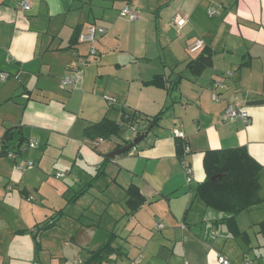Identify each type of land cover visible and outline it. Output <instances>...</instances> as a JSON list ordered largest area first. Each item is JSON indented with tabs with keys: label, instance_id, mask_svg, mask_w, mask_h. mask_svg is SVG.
Segmentation results:
<instances>
[{
	"label": "crops",
	"instance_id": "obj_1",
	"mask_svg": "<svg viewBox=\"0 0 264 264\" xmlns=\"http://www.w3.org/2000/svg\"><path fill=\"white\" fill-rule=\"evenodd\" d=\"M23 1L31 8L24 9ZM100 1L107 0H0V264H82L108 240L115 251L104 264H221L220 255L236 264H264V0H126L123 7L139 11L136 41L144 50L131 58L146 62L121 61L107 46L103 37L116 26L92 22L81 10L88 4L94 14ZM179 18L183 26L176 24ZM91 25L107 31L98 38L100 58L89 68L92 56H99L98 40L94 54L80 36ZM74 33L77 43L70 47ZM198 39L204 45L192 50ZM151 46L154 55L147 52ZM202 53L212 54V65L197 74L190 63ZM109 57L117 59L106 69ZM2 72L9 77L2 79ZM157 74L166 86L146 83ZM67 75L76 78L68 95ZM215 78L227 83L219 100L211 93ZM105 95L115 96L116 105L109 106ZM230 103L247 111L250 121L223 120ZM123 110L163 115L142 141L112 159L108 154L118 145L141 134L123 122L120 135L99 141L84 129L105 116L121 122ZM10 128V151L21 137L23 145L36 139L38 146L17 159L2 154ZM175 128L187 141L190 181ZM236 147L262 164L263 201L236 216L246 238L233 236L227 213L197 196L206 179L205 152ZM26 160L35 166L23 171L17 163ZM103 164L105 173L69 202ZM51 168L65 173L61 181L50 178ZM131 185L144 197L136 209L127 193ZM60 199L65 204L56 208ZM60 209L56 224L42 229ZM157 222L165 227L158 229Z\"/></svg>",
	"mask_w": 264,
	"mask_h": 264
},
{
	"label": "trees",
	"instance_id": "obj_2",
	"mask_svg": "<svg viewBox=\"0 0 264 264\" xmlns=\"http://www.w3.org/2000/svg\"><path fill=\"white\" fill-rule=\"evenodd\" d=\"M77 34L70 39V47L77 43ZM190 64L193 65L192 70L199 74L206 67L212 65V54L202 53ZM147 84L166 86L164 77L160 74L155 75ZM163 111L153 116H144L140 112H126L123 110L122 121L117 122L107 116L100 121L88 125L84 132L86 136L92 139H109L113 135H120L123 130V122L130 126L134 125L138 128L139 134H147L148 131L158 124L162 118ZM149 122H142L146 120ZM140 124H145L144 127ZM12 139V128L8 129L3 136L2 154H7L9 150V141ZM24 138L19 139L17 147H21ZM130 140H125L124 144H128ZM118 145L117 147L122 146ZM187 141L184 138H177V153L180 159L186 156ZM204 167L206 171V179L197 186V196H199L209 207L218 211L227 213L225 218L230 232L233 236L242 238L247 237V233L239 229L236 216L243 210L249 209L262 203L260 196V174L262 164L255 160L249 152L242 147L227 149H211L207 150L204 155ZM105 173L104 164L98 173L80 190L76 191L70 198L69 202L76 201L81 197L97 180L100 175ZM213 177H215L213 179ZM129 202L132 209H136L144 202V197L135 185H131L127 189ZM63 209L58 210L55 215L51 216L42 226V229H48L56 224L58 216ZM261 231H264V221L260 223ZM115 248L111 244V240L105 242L102 246L95 250H91V256L85 259L82 264H104L110 261V256L114 253Z\"/></svg>",
	"mask_w": 264,
	"mask_h": 264
},
{
	"label": "built area",
	"instance_id": "obj_3",
	"mask_svg": "<svg viewBox=\"0 0 264 264\" xmlns=\"http://www.w3.org/2000/svg\"><path fill=\"white\" fill-rule=\"evenodd\" d=\"M22 7L24 9H27V10L31 8V6H30L28 1H23L22 2ZM215 13H216V9L215 8H211L210 14L213 15ZM121 15L129 18L130 20H137V19L140 18L139 11L137 9H134V8L130 7L129 5H126V6H124L122 8ZM176 24L178 26H183L185 24V19L184 18H179L176 21ZM106 31H107L106 28L103 27V26L91 25L85 33L81 34L80 40L82 42L91 43L92 44V51L91 52L95 54L96 53V49H95L94 44L96 43V41L98 40V38L101 35L106 33ZM204 43L205 42H204L203 39H198L191 45V48H192V50H195L196 48L203 46ZM77 61L81 65L86 64V60L85 59L78 58ZM232 75H233V71H228L227 72V76L231 77ZM8 77H9L8 73H5V72L1 73V78L2 79H7ZM75 82H76V78L71 76V75H67V76H65L63 78V84L66 87L74 86ZM226 88H227V83L225 82L224 79L215 78L213 80L212 84H211L212 98L214 100H219L221 92L226 90ZM105 99L107 100L109 106H115L117 101H118L117 98L115 96H112V95H105ZM238 117H241L246 122H249L250 119H251L250 114L247 111L238 109L232 103L228 104L226 106V108L224 109L223 113H222V118L225 121H227V120H235ZM131 128L136 133H138L137 126H134V125L132 126L131 125ZM173 132H174L176 137H180V138H184L185 137L184 133L179 128H175L173 130ZM98 140L99 141L103 140V138H99ZM36 146H38L37 140L36 139H31V140L28 141V143H26L25 145H22L17 150L9 151L8 155L11 158H13V159H17L20 156V154L26 150L27 147H36ZM186 149H187L186 150V154H187L188 153V148L186 147ZM183 163H184V167H185L186 176H187L188 180L190 181V180H192V168L190 167L189 164H187L185 162V159H183ZM17 166H18L19 169L25 171L27 169H32L35 166V162L32 161V160L20 161V162L17 163ZM56 175L58 177H63V176H65V173L64 172H57ZM164 227H165V224L163 222H157V228L158 229H162ZM219 262L221 264H236V263H233L228 258H226V257H224L222 255L219 256ZM238 264H255V262L253 260L246 259L243 262L238 263Z\"/></svg>",
	"mask_w": 264,
	"mask_h": 264
},
{
	"label": "rangeland",
	"instance_id": "obj_4",
	"mask_svg": "<svg viewBox=\"0 0 264 264\" xmlns=\"http://www.w3.org/2000/svg\"><path fill=\"white\" fill-rule=\"evenodd\" d=\"M126 0H107L105 2H101V4H98V6H94L93 7V13H91L90 11V5L88 4H81L83 6V13H85V15L87 16V14L89 13V18L90 21L94 22V20L96 19L97 22H100L103 20V22H108L110 25H115V32L112 30H109L107 32V36L105 35L103 38L105 39L107 37V46L111 49H113L114 52L118 53L120 55L121 61L122 59H125L126 61H130L131 59H135V61L140 60L142 62H146V59L142 58H135V56L133 58H131L132 54L133 55H140L142 53H144V50L141 48V42L140 40H138V42L136 41V35L139 29L140 30V26L136 24V22H138L137 20H130L129 18L122 16L121 15V10L123 5L125 4ZM104 4V5H103ZM91 13V14H90ZM140 20V19H138ZM88 23V22H87ZM150 29V26L148 27ZM149 35V34H148ZM144 38H148L147 36H144ZM152 38V37H151ZM102 40V43H106L105 40ZM150 39V36L149 38ZM154 42V41H153ZM89 51L91 50V46L90 44H87ZM105 45V44H104ZM97 48H98V54L99 56H92L91 58V64L89 65V68H91L92 66H94L97 63L98 58H100V53L99 50L102 48V46H100V42L99 40L97 41L96 44ZM101 47V48H100ZM154 47L157 50V43H154ZM153 47H149V51H147L149 53V55H154L155 52H153ZM97 54V55H98ZM117 58L115 57H109L106 60L107 62V66H105L106 69H109L112 65H114L115 61ZM130 59V60H129ZM88 68V67H87ZM90 85H92V83H89ZM71 89V87H67V88H63V93L68 95L69 94V90ZM107 102V101H106ZM72 104L75 106H78L79 104V100L78 98H74L72 100ZM108 104V102H107ZM74 107V106H73ZM124 131L125 133H132L129 128L125 125L124 126ZM38 168V166L36 167V169ZM35 169V170H36ZM52 174L50 176L54 178V180H58L61 181L62 177H55L57 175H55V173H57L56 168H51ZM29 173V172H27ZM72 191L68 192L66 194V196L70 195ZM65 199V198H62ZM65 204V202L61 199L60 201H58V204L56 206V208H61L63 205ZM264 252V250H263ZM159 264H163V263H159Z\"/></svg>",
	"mask_w": 264,
	"mask_h": 264
},
{
	"label": "water",
	"instance_id": "obj_5",
	"mask_svg": "<svg viewBox=\"0 0 264 264\" xmlns=\"http://www.w3.org/2000/svg\"><path fill=\"white\" fill-rule=\"evenodd\" d=\"M139 135V133H136ZM145 134H141L140 136H137L136 138L134 139H127V140H130V142L128 144H125L115 150H113L112 152H110L108 155L109 157H111L112 159L115 158L117 155H120V154H124L126 152H128L134 145L138 144L140 141H142L144 138H145ZM215 177H213L214 179Z\"/></svg>",
	"mask_w": 264,
	"mask_h": 264
}]
</instances>
